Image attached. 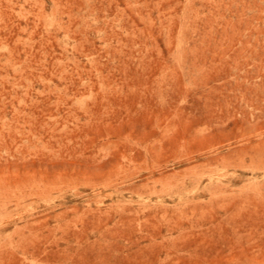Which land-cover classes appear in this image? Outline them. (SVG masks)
<instances>
[{
	"label": "rangeland",
	"instance_id": "rangeland-1",
	"mask_svg": "<svg viewBox=\"0 0 264 264\" xmlns=\"http://www.w3.org/2000/svg\"><path fill=\"white\" fill-rule=\"evenodd\" d=\"M0 264H264V0H0Z\"/></svg>",
	"mask_w": 264,
	"mask_h": 264
}]
</instances>
